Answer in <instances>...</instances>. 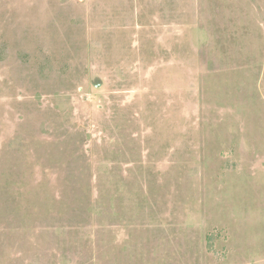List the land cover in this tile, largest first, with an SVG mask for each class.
Returning <instances> with one entry per match:
<instances>
[{
	"label": "rangeland",
	"instance_id": "rangeland-1",
	"mask_svg": "<svg viewBox=\"0 0 264 264\" xmlns=\"http://www.w3.org/2000/svg\"><path fill=\"white\" fill-rule=\"evenodd\" d=\"M0 264H264V0H0Z\"/></svg>",
	"mask_w": 264,
	"mask_h": 264
}]
</instances>
